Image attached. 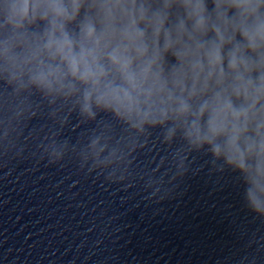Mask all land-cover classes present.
<instances>
[{
    "label": "clouds",
    "instance_id": "clouds-1",
    "mask_svg": "<svg viewBox=\"0 0 264 264\" xmlns=\"http://www.w3.org/2000/svg\"><path fill=\"white\" fill-rule=\"evenodd\" d=\"M200 153L264 221V0H0V168L163 200ZM254 242L234 264H262Z\"/></svg>",
    "mask_w": 264,
    "mask_h": 264
}]
</instances>
